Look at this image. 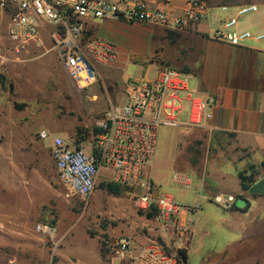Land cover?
Listing matches in <instances>:
<instances>
[{"label": "rangeland", "instance_id": "rangeland-1", "mask_svg": "<svg viewBox=\"0 0 264 264\" xmlns=\"http://www.w3.org/2000/svg\"><path fill=\"white\" fill-rule=\"evenodd\" d=\"M209 3L256 4L258 11L242 17L239 28L264 35V0ZM225 17L215 9L205 24L210 29H221L219 22ZM201 26L170 32L119 21L89 23L90 41L115 49L120 79H106L100 68L99 82L82 94L75 90L53 53L41 50L29 57H51L49 64L40 67L35 62L20 63L26 61L24 57L13 61L7 35L0 31V264H102L100 254H108L116 264H133L116 252L121 239L132 242L133 236L125 232L130 229H134L135 236L154 239L139 246L132 243L133 255L156 242L166 254L177 258L175 264H264V196L244 192L239 179V173L250 176L252 171L257 182L264 178V155L243 151L234 139L198 129H160L150 169L156 184L153 191L191 208L181 216L180 231H169L155 218L157 227L169 235V245L160 234L149 235L144 226L146 212L135 205L140 191L125 188L120 196L106 192L101 184L109 174L103 172L90 198L68 197L52 158L57 129L67 144L78 138L79 128L92 140L90 135L106 111L112 105L125 104L122 75L129 80L153 79L157 70L164 68L193 73L207 62L209 47L218 49L213 58L227 55L226 47L230 45L212 40L208 27ZM248 45L264 50V40ZM16 104L22 108H16ZM43 131H49L45 140L41 138ZM81 146L90 153L87 143ZM178 173L193 182L190 189L174 183ZM229 194L234 204L225 207L216 202L218 196ZM239 196L250 202L245 213L242 210L246 202ZM235 205L241 210H234ZM39 224L54 225L56 236L50 238L38 232ZM181 250L187 251L188 263L178 259Z\"/></svg>", "mask_w": 264, "mask_h": 264}, {"label": "built area", "instance_id": "built-area-1", "mask_svg": "<svg viewBox=\"0 0 264 264\" xmlns=\"http://www.w3.org/2000/svg\"><path fill=\"white\" fill-rule=\"evenodd\" d=\"M215 9L226 17L219 22L221 29L207 28L212 40L232 47L264 40L263 34L239 28L242 17L258 11L256 4L211 6L209 0H0V31L4 30L10 51L17 57L29 47L45 49L44 35L48 34L50 51L57 52L62 69L82 94L98 81L90 56L97 63L116 59L111 45L89 41V23L119 21L184 32L208 23ZM189 81V75L172 68L162 69L154 80H126L125 104L112 105L98 121L99 132L86 141L90 153L85 147L54 138L52 158L68 197L90 198L104 172L109 174L105 182L141 192L135 202L139 210L156 211V221L171 232L180 231L181 216L191 208L177 204L170 196L156 195L150 169L162 127L204 129L212 118L216 98L189 88ZM41 138L47 139L48 133L43 131ZM173 180L182 188L192 187L185 174H176ZM216 202L226 207L235 199L231 195L218 196ZM36 229L50 238L57 234L54 225L39 224ZM117 246V254L127 256L133 264H175L177 259L156 242L135 255L130 239H121Z\"/></svg>", "mask_w": 264, "mask_h": 264}, {"label": "crops", "instance_id": "crops-1", "mask_svg": "<svg viewBox=\"0 0 264 264\" xmlns=\"http://www.w3.org/2000/svg\"><path fill=\"white\" fill-rule=\"evenodd\" d=\"M179 2L177 1V3ZM202 26L208 27L206 24ZM44 38L46 43L45 49L29 47L19 57L11 52L15 57L13 61L18 62L21 60V57H24L26 61L20 62L24 65L33 62H35L34 65H38L39 67L44 63L49 64L51 57L47 55L35 59L29 58L32 54L35 56V52L42 50L46 54L53 53L56 55L60 64L57 52L50 51L49 49L52 47V42L48 34H45ZM249 42L245 47H226L227 55L223 54L222 56L224 57L221 58H213V53L217 52L218 49L209 47L208 60L205 64L198 65L193 73L181 72L189 75V88L205 91L216 98V104L212 108V118L208 121L207 127L198 130L204 131L208 135L221 134L230 137L235 140L237 146L243 151L259 152L261 157L264 155V50L253 48L248 45ZM90 61L98 78L97 83L101 77L99 74L100 68L104 69L103 75H105L106 79L112 82L120 79V62L117 56L110 63H97L92 56H90ZM159 72L160 69L157 70L156 77ZM156 77L149 80H154ZM122 80L121 84L125 91V81L128 79L122 75ZM192 83H194V86L191 85ZM55 133V138H62L64 136L59 129ZM87 135L89 136V134ZM87 140L77 142V139H75L69 145L82 147L81 145L86 144ZM191 184L193 185L192 181ZM155 186L156 184L153 182L154 189ZM157 225L154 217L152 219L147 218L144 226H146L149 235L155 236L160 234L164 237L165 243L169 245L171 243L169 235L162 228H158ZM125 232L133 236L132 243L135 246L145 244L148 240H154L146 236H135L136 232L134 229ZM106 253L105 251L104 254ZM106 255V258L102 257L101 254L100 256L98 255L102 264H116L114 261L111 262L108 254Z\"/></svg>", "mask_w": 264, "mask_h": 264}, {"label": "trees", "instance_id": "trees-1", "mask_svg": "<svg viewBox=\"0 0 264 264\" xmlns=\"http://www.w3.org/2000/svg\"><path fill=\"white\" fill-rule=\"evenodd\" d=\"M238 5H244V4H236V5H228V6H238ZM239 48V47H238ZM3 82V81H2ZM16 108L21 109L22 107H20L19 105H15ZM99 131L97 128H94L93 133L97 134ZM88 135L85 134L84 130L79 128L78 129V138H77V142H81V141H85L87 140ZM255 169L254 166H251V170ZM253 173L250 176H245L244 173H239V179H240V183H241V189L244 192H249L250 188L257 183V180L255 179L256 173L255 171H252ZM101 188L103 190H105L106 192L115 195V196H120L121 194H123L125 187L120 186L118 184H115L113 182H104L101 184ZM238 199H242L243 201L246 202V207L245 209H243L242 211L245 213L249 210L250 208V202L245 199L243 196H239ZM234 210H238L240 211L241 209H238L236 206L233 207ZM144 215L148 218V219H152L154 218L157 213L156 211L153 212H146L144 213ZM180 258H178L179 260L181 259L182 261H184L185 263H188L189 260V256L187 254V251L185 250H181L180 253Z\"/></svg>", "mask_w": 264, "mask_h": 264}, {"label": "water", "instance_id": "water-1", "mask_svg": "<svg viewBox=\"0 0 264 264\" xmlns=\"http://www.w3.org/2000/svg\"><path fill=\"white\" fill-rule=\"evenodd\" d=\"M249 194L252 196H264V178L250 188Z\"/></svg>", "mask_w": 264, "mask_h": 264}]
</instances>
